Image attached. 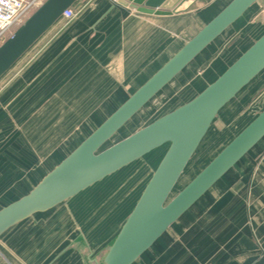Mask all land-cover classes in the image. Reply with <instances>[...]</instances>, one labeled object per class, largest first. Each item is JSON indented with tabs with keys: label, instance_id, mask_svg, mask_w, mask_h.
Returning <instances> with one entry per match:
<instances>
[{
	"label": "crops",
	"instance_id": "crops-1",
	"mask_svg": "<svg viewBox=\"0 0 264 264\" xmlns=\"http://www.w3.org/2000/svg\"><path fill=\"white\" fill-rule=\"evenodd\" d=\"M230 1L206 0L203 7L187 13L155 15L119 0H78L75 17L55 22L0 78V209L31 191L89 136L67 152L61 148L50 153L42 145L35 150L31 138L35 116L47 126L48 109L61 107L63 94L94 84V75L120 76H112V81L121 94L134 88L128 97L171 57L156 63L170 52L165 49L175 45L173 55ZM259 1L189 65L208 50H228L229 57L218 59L223 64L210 82L220 76L264 34V6ZM262 109L264 70L216 117L219 126L235 132L233 138ZM90 187L1 234L0 264H101L104 255L100 260L94 252L107 250L126 216L113 238L96 251L93 247L91 254L85 222H79V207L71 204ZM81 239L82 255L72 246ZM133 264H264V138Z\"/></svg>",
	"mask_w": 264,
	"mask_h": 264
},
{
	"label": "water",
	"instance_id": "water-1",
	"mask_svg": "<svg viewBox=\"0 0 264 264\" xmlns=\"http://www.w3.org/2000/svg\"><path fill=\"white\" fill-rule=\"evenodd\" d=\"M78 0H43L0 45V78ZM258 0H231L129 95L31 191L0 209V235L57 207L107 176L164 147L136 204L102 264H133L214 184L264 138V109L244 126L174 197L175 185L223 106L264 70V34L189 102L102 149L123 126ZM147 14L187 13L206 0H119Z\"/></svg>",
	"mask_w": 264,
	"mask_h": 264
},
{
	"label": "rangeland",
	"instance_id": "rangeland-1",
	"mask_svg": "<svg viewBox=\"0 0 264 264\" xmlns=\"http://www.w3.org/2000/svg\"><path fill=\"white\" fill-rule=\"evenodd\" d=\"M258 4L263 7L264 0H260ZM17 28L5 35L4 38L7 39ZM174 48L175 45H171L168 49H165L164 51L170 50V52L165 53L156 63L161 64L169 58L174 52ZM209 51L196 59L159 91L121 130L106 142L102 149L123 140L128 135L155 121L156 118L172 112L202 91L216 76V72L220 70L223 63L218 59L222 56L229 57L228 50ZM138 74L139 72L136 74V78ZM112 76L121 79L118 75H94L92 79L95 81L94 84H88L87 87L80 85L78 90L63 94L60 102L61 107L48 109L46 115H48L47 121L49 124L47 126L44 125V121H42V125L35 116L32 121L31 133L35 150H38L42 145L43 148L46 146L51 151L50 153H59L61 148L67 152L100 125L105 117L119 106V102L134 89L124 90L125 94H121L116 82L112 81ZM100 78L102 81L99 80ZM219 123L220 119L216 118L211 124L206 133L207 135L196 149L185 171L176 183L170 199L231 140L235 132H231L228 127L222 128ZM43 133L47 137H44ZM45 139L47 140L45 141ZM59 147L60 149L57 150ZM163 150L164 147H160L142 157L139 161L92 185L84 194L78 196V198L82 197L81 200L74 199L71 202V204L75 203L79 207L80 211L76 218L79 222H85V236L88 243L92 242L89 245L92 248L95 247V251L108 240V237L113 238L125 216L132 210L144 185L155 170L157 162L162 157ZM82 209H87V211L85 210L84 213L81 211ZM83 242L81 239L72 245L79 250L81 255L85 250ZM92 252H94V248L91 250V254ZM105 252L96 251L94 255L99 256L101 260Z\"/></svg>",
	"mask_w": 264,
	"mask_h": 264
},
{
	"label": "built area",
	"instance_id": "built-area-1",
	"mask_svg": "<svg viewBox=\"0 0 264 264\" xmlns=\"http://www.w3.org/2000/svg\"><path fill=\"white\" fill-rule=\"evenodd\" d=\"M43 0H0V45L5 35L19 27L25 19L35 11ZM76 12L69 7L61 16L62 20L69 21Z\"/></svg>",
	"mask_w": 264,
	"mask_h": 264
},
{
	"label": "trees",
	"instance_id": "trees-1",
	"mask_svg": "<svg viewBox=\"0 0 264 264\" xmlns=\"http://www.w3.org/2000/svg\"><path fill=\"white\" fill-rule=\"evenodd\" d=\"M78 3V2H77ZM75 6H73L72 8H74Z\"/></svg>",
	"mask_w": 264,
	"mask_h": 264
}]
</instances>
